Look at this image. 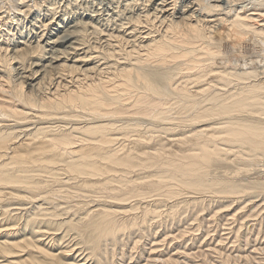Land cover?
<instances>
[{
  "label": "bare ground",
  "instance_id": "6f19581e",
  "mask_svg": "<svg viewBox=\"0 0 264 264\" xmlns=\"http://www.w3.org/2000/svg\"><path fill=\"white\" fill-rule=\"evenodd\" d=\"M263 196L264 0H0V264L208 260Z\"/></svg>",
  "mask_w": 264,
  "mask_h": 264
},
{
  "label": "rangeland",
  "instance_id": "374dc122",
  "mask_svg": "<svg viewBox=\"0 0 264 264\" xmlns=\"http://www.w3.org/2000/svg\"><path fill=\"white\" fill-rule=\"evenodd\" d=\"M260 164H262V163H260ZM255 171V170H254ZM254 172L252 171V174L251 175H256V174H253ZM264 197V196H263ZM260 198H262V197H260ZM257 200H259V199H257ZM263 202V201H262ZM241 202H239V204H240ZM259 203H261V202H259ZM264 203V202H263ZM241 205V204H240ZM252 205V204H251ZM215 206V205H214ZM213 206V207H214ZM239 206V205H238ZM213 207H211L210 208V210H208V212L207 211H205V214L202 212V214L203 215H201V216H199V220H195V218H196V216H195V213L194 212H192V213H194V214H190L189 212H188V214H185V216H188L189 215V217H187L186 219H184L183 221H182V223H181V226L183 225V227H182V229L184 230V228H186V227H188L189 225L188 224H192V222H189V221H193V225H194V222L196 223L195 224V227L197 228V224L198 223H200V225L198 226V229H200L201 231H199L198 230V233H197V231H196V234H197V236L196 237H198V236H200V237H198L197 238V240H196V245H193L194 246V249H192V250H194V251H198L199 250V252L201 251V250H205V248L206 249H208V245L210 246V247H213V246H215L216 244H217V242L215 241V239L217 240L218 239V237L219 236H223V237H227V236H233L232 238H231V241H234V237H235V234L236 235H241V236H239V240H238V242H235L234 241V243L233 242H228V240L226 241V244L222 247V248H220L221 249V254L220 253H214V254H212V256H210L209 258H208V260L207 259H204V260H202L203 259V255L201 256L200 254H199V256H201L202 257V259H201V257H196V258H193V260L194 259H196V260H194V262H196L197 264H203V262L202 261H204L205 262V260H207L206 262L208 263V264H211L212 262H213V258H214V260L217 262V263H215V261L213 262L214 264H228V260L230 259V258H226L225 259V261H224V259L223 258H225L226 256V254H225V252L227 251H229V253H233V255L234 256H236V253L238 252V247L239 246H244L245 245V240L244 239H247L249 236V242L252 240V239H256V237H257V239L259 238V243H260V245H263L262 247H263V250L261 249V254H260V252L259 253H253V256H254V254L257 256H255V261L256 262H258V261H261V263H263L264 264V213L262 214V213H260V215H257V214H254L253 216H251V217H253V218H255V216H256V218H255V220L253 219V218H251V217H249L250 219H248L247 217H246V219H244V220H242L241 219V217H239L238 218V220H236V219H233L231 216V214H228V211H223L222 213H220V214H216V216H213L212 218H211V216L210 215H213V212L211 211L212 210V208ZM236 207V206H235ZM208 208V207H207ZM256 209V206L255 207H253V209ZM258 208V207H257ZM215 210H216V208H214ZM252 208H251V206H250V208H248V211H252L253 210ZM195 210V209H194ZM195 211H197V210H195ZM207 213H209V214H207ZM205 215V217H203ZM191 216V217H190ZM193 216V217H192ZM261 216V217H260ZM183 217V216H182ZM228 217V218H227ZM190 218V219H189ZM209 218H211V220L209 219ZM214 218V219H213ZM193 219V220H192ZM204 219H208V220H204ZM185 220H186V222H185ZM201 220V221H200ZM204 220V221H203ZM232 220V221H231ZM249 220V221H248ZM203 221V222H202ZM263 221V222H262ZM185 222V224H183ZM214 222V223H213ZM227 222V223H226ZM237 222V223H236ZM244 222V224H242ZM248 222V223H247ZM251 222V223H250ZM222 223V224H221ZM203 225V227H202V225ZM219 224V225H218ZM225 224V225H224ZM249 226H248V225ZM184 225H186V226H184ZM232 225V226H231ZM242 225V226H241ZM191 226V225H190ZM201 226V227H200ZM219 226V227H218ZM230 228H228V227ZM261 226V227H260ZM209 227V228H208ZM238 227V228H237ZM239 227H240V232H237L238 231V229H239ZM256 227V228H255ZM260 227V228H259ZM206 230H205V229ZM227 228V229H226ZM247 228H248V230H247ZM262 228V229H261ZM208 229V230H207ZM234 229V230H233ZM252 229V230H251ZM261 229V230H260ZM216 230V231H215ZM225 230V231H224ZM227 230H229V231H227ZM206 231V232H205ZM214 231V232H213ZM259 232V234H258V232ZM229 232H230V234H229ZM246 232H247V235H246ZM187 233H189V232H187ZM222 233V234H221ZM226 233V234H225ZM232 233V234H231ZM199 234V235H198ZM229 234V235H228ZM257 235V236H256ZM259 235V236H258ZM262 237H261V236ZM206 236V237H205ZM209 236V237H208ZM202 237V238H201ZM208 237V238H207ZM211 237V238H210ZM216 237V238H215ZM199 238H201V239H199ZM204 238V239H203ZM206 238V239H205ZM215 238V239H214ZM244 238V239H243ZM261 239V240H260ZM200 240V241H199ZM203 240V242H204V240L205 241H208V243L209 242H211L212 240H214V241H212V243H209L208 245H207V242H202V243H200L201 241ZM211 240V241H210ZM244 240V241H243ZM190 241L191 240H189V243H188V241H187V244L188 245H191V243H190ZM242 241V242H241ZM254 240H252L251 242H253ZM192 242V241H191ZM214 242V243H213ZM241 242V243H240ZM251 242H250V246L248 245L247 247H246V250H249V251H251V250H253V247H252V245H253V243H252V245H251ZM197 243H198V245H197ZM231 243H233V245L236 243V246H233ZM259 243L257 244V246H260L259 245ZM238 244V245H237ZM232 245V246H231ZM149 247H150V244H149ZM204 248V249H203ZM228 250H227V249ZM248 248V249H247ZM201 249V250H200ZM223 250V251H222ZM234 250V251H233ZM193 251V252H194ZM260 251V250H259ZM222 252H223V254H222ZM201 253V252H200ZM216 255V256H215ZM219 255V256H218ZM221 256L223 257V258H221ZM234 256H232L234 259L233 260H235V261H233V260H229L230 262V264H247L248 263V261H246L245 260V258H240V257H238L237 258V260H236V257H234ZM260 256H262V257H260ZM204 257H205V255H204ZM259 257V258H258ZM211 259V260H210ZM221 259V260H220ZM242 259V260H241ZM253 259V260H254ZM260 259V260H259ZM224 262H223V261ZM243 260H245V261H243ZM211 261V262H210ZM238 261V262H237ZM190 262L192 263V264H195L192 260H190ZM201 262V263H200ZM236 262V263H235ZM245 262V263H244ZM253 263V262H251L250 261V264H257V263ZM207 263H204V264H207ZM212 263V264H213Z\"/></svg>",
  "mask_w": 264,
  "mask_h": 264
}]
</instances>
